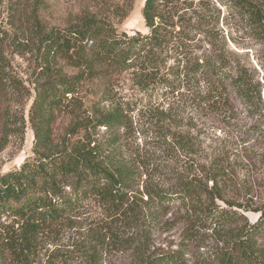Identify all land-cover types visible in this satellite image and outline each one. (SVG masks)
<instances>
[{"label":"trees","instance_id":"1","mask_svg":"<svg viewBox=\"0 0 264 264\" xmlns=\"http://www.w3.org/2000/svg\"><path fill=\"white\" fill-rule=\"evenodd\" d=\"M133 1L88 5L60 26H47L33 12L23 46L43 79L32 105L35 142L31 157L0 172V219L9 220L0 258L35 264L44 232L72 224L92 200L106 208L110 223L134 222L131 188L145 175L148 212L159 216L178 204L187 230L178 249L141 255V264H264V65L260 72L233 58L221 28L225 9L227 19L241 21L264 42V0H145L148 32L128 33L116 22ZM17 4L10 0L12 13ZM9 67L0 51V91L18 81ZM126 74L141 98L121 96ZM182 101L239 126L243 144L251 143L236 147L231 160L225 141L216 150L207 143L205 122L197 133L195 116L179 123L184 117L175 106ZM64 112L71 123L54 138L53 124ZM136 112L148 128L142 144L127 141L141 134ZM101 129L107 141L94 133ZM175 156L187 161L185 170L168 186L156 183L150 165L161 169ZM248 212L259 217L251 221ZM192 227L212 229L216 238V247L197 258L185 250ZM105 230L90 247L93 262L95 249L127 242Z\"/></svg>","mask_w":264,"mask_h":264},{"label":"rangeland","instance_id":"2","mask_svg":"<svg viewBox=\"0 0 264 264\" xmlns=\"http://www.w3.org/2000/svg\"><path fill=\"white\" fill-rule=\"evenodd\" d=\"M14 1V0H13ZM19 4V12L12 13L10 0H0V51L4 53L6 61L10 67L7 68L16 74L18 81L9 84L0 91V172H6L17 168L28 157L33 155L35 142V128L33 114L35 111L32 105L37 93V84L43 81L39 74L36 57L25 51L23 44L26 42V29L31 26L32 14L36 11L39 19L47 26H60L66 24L69 18L79 14L84 7L92 6L105 8L108 4L106 0H16ZM118 0H112L111 4ZM145 0H134L132 9L128 16L117 26L123 31L133 33L134 31L148 32L145 25L142 9ZM35 8V9H34ZM21 11V12H20ZM221 28L225 30V35L229 44V52L233 51V58L239 60L248 68L257 69L262 72L264 65V42L259 41L244 23L229 16L227 19L226 10L223 9L221 16ZM69 71V69H68ZM129 75H124L120 82L121 96L131 101L141 98V94L128 80ZM118 90V88H117ZM159 101H162L160 99ZM178 107L184 120L179 123L187 124L189 117L195 116L194 123L196 133L198 127L205 122L207 129L205 133L207 143H211L216 150L218 146H226L223 149H229L231 160L236 149H241L248 142L239 126L228 125L216 115H201L195 105L190 101H182ZM69 111V110H68ZM138 123L137 128L141 132L134 134L127 141H136L137 144L144 142L145 133L148 131L144 126L145 119L141 113L136 112L133 115ZM72 118L67 112L60 115L53 124V137L60 138L70 125ZM244 124L247 120H241ZM188 125H185L187 127ZM143 129V130H142ZM104 130L94 132L99 138L107 141V135ZM144 131V132H143ZM152 146V145H151ZM221 149V148H220ZM234 150V152H233ZM187 161L180 156L170 159L161 169L155 170L153 167V177L156 183L168 186L175 181L172 175L182 173L185 170ZM150 169V168H149ZM145 175L131 188V196L134 201L133 221L123 223V221L110 223V218L106 214V208L92 200L89 201L73 217V223L66 225L61 230L53 232H44L41 236V242L34 255L35 264H141L142 256H158L178 249L184 241L186 225L181 221L178 204L171 205L168 212H162L159 216H152L148 212L149 204L146 203L147 196ZM142 197L144 200H142ZM141 212V213H140ZM247 216L251 221L257 220L259 213L248 212ZM149 217V219H148ZM151 218V219H150ZM9 220L5 217L0 219V240L4 234V227L8 226ZM114 229L119 240L125 239L127 242L118 243V246H105L99 251L95 249L94 253L99 255L96 261H91L93 243H96V235L101 234L104 229ZM193 229V227H192ZM105 230V231H106ZM105 233V232H103ZM130 242H129V241ZM133 247H127L129 243ZM188 242V240L186 241ZM185 249L195 258L200 257L216 247V238L212 229L194 228L191 230V240L186 243ZM124 245V246H122ZM86 247L87 250H80ZM139 246L142 248V254H139ZM1 252V251H0ZM11 259L6 255L0 258V264H10Z\"/></svg>","mask_w":264,"mask_h":264}]
</instances>
